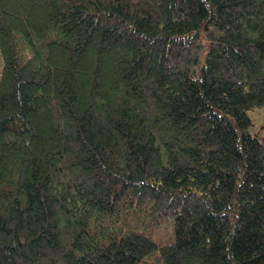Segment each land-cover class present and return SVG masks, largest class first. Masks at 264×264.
I'll list each match as a JSON object with an SVG mask.
<instances>
[{
    "label": "trees",
    "instance_id": "obj_1",
    "mask_svg": "<svg viewBox=\"0 0 264 264\" xmlns=\"http://www.w3.org/2000/svg\"><path fill=\"white\" fill-rule=\"evenodd\" d=\"M261 107L264 0H0V264H264Z\"/></svg>",
    "mask_w": 264,
    "mask_h": 264
},
{
    "label": "rangeland",
    "instance_id": "obj_2",
    "mask_svg": "<svg viewBox=\"0 0 264 264\" xmlns=\"http://www.w3.org/2000/svg\"><path fill=\"white\" fill-rule=\"evenodd\" d=\"M249 115L252 120V126L249 129V133L254 134L255 132H263L262 125L264 124V107L249 112Z\"/></svg>",
    "mask_w": 264,
    "mask_h": 264
}]
</instances>
